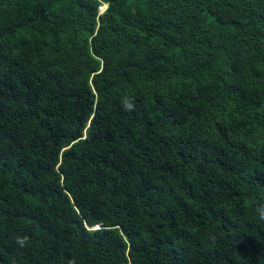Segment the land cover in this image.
<instances>
[{
  "label": "trees",
  "instance_id": "trees-1",
  "mask_svg": "<svg viewBox=\"0 0 264 264\" xmlns=\"http://www.w3.org/2000/svg\"><path fill=\"white\" fill-rule=\"evenodd\" d=\"M0 264H264V0H0Z\"/></svg>",
  "mask_w": 264,
  "mask_h": 264
},
{
  "label": "clouds",
  "instance_id": "clouds-1",
  "mask_svg": "<svg viewBox=\"0 0 264 264\" xmlns=\"http://www.w3.org/2000/svg\"><path fill=\"white\" fill-rule=\"evenodd\" d=\"M102 7H103V9H102ZM106 8H107V5L105 3L101 4L99 6V12L102 13ZM124 106H125V110H132L133 109V105L131 103L127 102V100H125ZM96 228H98V226L93 227V229H96Z\"/></svg>",
  "mask_w": 264,
  "mask_h": 264
},
{
  "label": "rangeland",
  "instance_id": "rangeland-1",
  "mask_svg": "<svg viewBox=\"0 0 264 264\" xmlns=\"http://www.w3.org/2000/svg\"><path fill=\"white\" fill-rule=\"evenodd\" d=\"M102 9H103V7H102Z\"/></svg>",
  "mask_w": 264,
  "mask_h": 264
}]
</instances>
